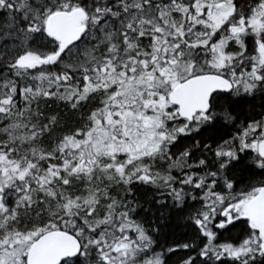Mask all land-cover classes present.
I'll list each match as a JSON object with an SVG mask.
<instances>
[{
	"label": "snow or ice",
	"instance_id": "6c2138e0",
	"mask_svg": "<svg viewBox=\"0 0 264 264\" xmlns=\"http://www.w3.org/2000/svg\"><path fill=\"white\" fill-rule=\"evenodd\" d=\"M0 264H264V0H0Z\"/></svg>",
	"mask_w": 264,
	"mask_h": 264
},
{
	"label": "trees",
	"instance_id": "16d2710c",
	"mask_svg": "<svg viewBox=\"0 0 264 264\" xmlns=\"http://www.w3.org/2000/svg\"><path fill=\"white\" fill-rule=\"evenodd\" d=\"M234 234H235V231H234Z\"/></svg>",
	"mask_w": 264,
	"mask_h": 264
}]
</instances>
